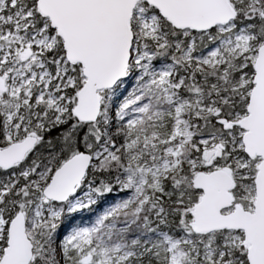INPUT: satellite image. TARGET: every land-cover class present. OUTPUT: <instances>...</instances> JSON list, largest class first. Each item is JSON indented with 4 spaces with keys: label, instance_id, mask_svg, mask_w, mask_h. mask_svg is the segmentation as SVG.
<instances>
[{
    "label": "snow or ice",
    "instance_id": "snow-or-ice-1",
    "mask_svg": "<svg viewBox=\"0 0 264 264\" xmlns=\"http://www.w3.org/2000/svg\"><path fill=\"white\" fill-rule=\"evenodd\" d=\"M0 264H264V0H0Z\"/></svg>",
    "mask_w": 264,
    "mask_h": 264
}]
</instances>
